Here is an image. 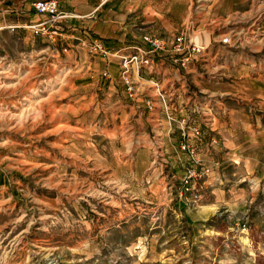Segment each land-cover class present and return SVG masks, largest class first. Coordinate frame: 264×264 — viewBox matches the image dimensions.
<instances>
[{
    "label": "crops",
    "instance_id": "0c3cea01",
    "mask_svg": "<svg viewBox=\"0 0 264 264\" xmlns=\"http://www.w3.org/2000/svg\"><path fill=\"white\" fill-rule=\"evenodd\" d=\"M56 1L65 17L49 27L48 34L57 31L49 44L28 28L44 18L28 1L4 11L6 1L0 0V64H19L36 53L71 75L80 91L72 102L79 134L63 145L79 147V156L78 149L69 155L82 162L64 163L82 164L101 179L124 176L126 169L131 180L170 178L171 185L196 163L206 172L186 218L190 212L195 220L222 210L243 212L248 202L255 210L254 195L264 194V17L248 19L264 0H200L196 8L192 0ZM185 25L188 36L208 31L209 48L184 67L161 59L149 68L131 64L129 78L139 95L131 99L121 81L123 60L152 36L173 42ZM226 36L231 44L221 43ZM94 42L109 54L92 51ZM183 143L194 146L193 156ZM17 152L11 153L16 165L30 169L25 151ZM49 158L56 161V155Z\"/></svg>",
    "mask_w": 264,
    "mask_h": 264
},
{
    "label": "rangeland",
    "instance_id": "374dc122",
    "mask_svg": "<svg viewBox=\"0 0 264 264\" xmlns=\"http://www.w3.org/2000/svg\"><path fill=\"white\" fill-rule=\"evenodd\" d=\"M5 1L8 11L22 0ZM263 17L264 6L248 21ZM193 33L198 42L211 40L208 31ZM176 35L186 37V25ZM40 56L0 64V264H264V194L254 195L255 210L248 202L243 212L195 220L193 212L186 218V205L199 199L184 190L185 169L171 185L170 178L131 180L126 169L108 180L82 164L67 166L80 150L63 145L79 134L72 102L80 91ZM18 150L30 169L16 165Z\"/></svg>",
    "mask_w": 264,
    "mask_h": 264
},
{
    "label": "built area",
    "instance_id": "2783aa9c",
    "mask_svg": "<svg viewBox=\"0 0 264 264\" xmlns=\"http://www.w3.org/2000/svg\"><path fill=\"white\" fill-rule=\"evenodd\" d=\"M30 8L37 15H42L44 18L28 26L29 30L34 36H47L50 26L56 25V23L63 19L64 14L58 10V5L56 0H34L30 4ZM55 36H57V31L52 29L48 39L54 41ZM193 35H180L175 38L172 43L163 41L162 39L151 37L145 40L146 48L136 49V54L126 58L122 62V72L121 81L126 86V91L131 99L137 100L139 95L136 94L134 85L131 83L129 78L130 65L136 63L139 67H151L153 63L158 60L169 61L174 65H180L184 67L185 65L196 62L201 58V55L206 51L211 40L208 43L203 39L199 43L194 40ZM223 44H231L230 38H224L221 41ZM92 51L98 53L104 57L109 54V50L105 49L102 45L94 42L91 47ZM104 78L107 77L106 73L102 75ZM143 103L147 108H150V103L148 100H144ZM204 118L209 119V115H204ZM173 120V117H170ZM198 135V133H197ZM182 146L189 150L190 155H194V146L191 143H183ZM206 170L198 171L193 167H188L185 170L183 176V185L186 194L190 195L193 201H197L200 197V190L198 187V180H200Z\"/></svg>",
    "mask_w": 264,
    "mask_h": 264
},
{
    "label": "trees",
    "instance_id": "16d2710c",
    "mask_svg": "<svg viewBox=\"0 0 264 264\" xmlns=\"http://www.w3.org/2000/svg\"><path fill=\"white\" fill-rule=\"evenodd\" d=\"M249 228L252 230V225L248 223Z\"/></svg>",
    "mask_w": 264,
    "mask_h": 264
},
{
    "label": "bare ground",
    "instance_id": "6f19581e",
    "mask_svg": "<svg viewBox=\"0 0 264 264\" xmlns=\"http://www.w3.org/2000/svg\"><path fill=\"white\" fill-rule=\"evenodd\" d=\"M196 41V40H195ZM198 42V41H197ZM199 43V42H198Z\"/></svg>",
    "mask_w": 264,
    "mask_h": 264
}]
</instances>
